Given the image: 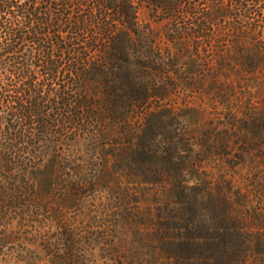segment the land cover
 Masks as SVG:
<instances>
[{
	"label": "trees",
	"instance_id": "1",
	"mask_svg": "<svg viewBox=\"0 0 264 264\" xmlns=\"http://www.w3.org/2000/svg\"><path fill=\"white\" fill-rule=\"evenodd\" d=\"M153 6L168 14L169 37L201 39L215 49L187 63L186 72L189 87L223 107L229 126L218 135V155L232 138L239 154L230 169L246 166L252 153L264 160V0ZM138 20L134 0H0V228L16 220L59 264L86 261L89 247L111 246L110 233L121 224L135 244H157L164 264H264V169L250 162L238 183L227 180L207 193L180 183L186 160L175 162L176 144L165 143L173 142L175 116L139 111L166 92L140 78L148 62H129L126 43L138 33ZM96 26L99 48L79 39ZM201 72L204 83L195 80ZM93 85L103 94L100 103ZM242 85L247 90L235 96ZM131 111L141 130L108 142L111 117L128 125ZM122 179L154 187L173 182L170 199L155 213H133ZM102 190L119 193V200L100 202L98 210L85 205V197Z\"/></svg>",
	"mask_w": 264,
	"mask_h": 264
},
{
	"label": "rangeland",
	"instance_id": "2",
	"mask_svg": "<svg viewBox=\"0 0 264 264\" xmlns=\"http://www.w3.org/2000/svg\"><path fill=\"white\" fill-rule=\"evenodd\" d=\"M153 1L134 0L139 19L138 33H132L128 36L126 49L131 64L139 65L146 61L151 65V69L140 73V78L148 81L151 85L159 86L166 92L165 98L147 102L139 111L144 113L146 110H158L175 116L176 120L173 126L169 127L173 142L166 137L165 143L176 144L175 162L181 164L183 160H186V168H183L184 171H180V183L183 182L185 187L189 188L201 185L207 193V188H212L218 184L224 185L227 180H231L234 184L238 183V174H245L248 170L247 164L250 162L256 164L255 166H258L259 170H263L264 160L258 158L259 153L246 156L247 164L246 166L244 164L242 169L238 166L234 170L228 167V161L236 160L235 157L239 154L238 145L234 144L235 140L232 138L228 142L226 153L223 156L218 155V135L226 130V126H229L226 119H223V107L220 105L212 106L211 97L203 95L202 90L197 87H189L188 82L191 75L186 72L187 63L193 60L200 63L206 59L205 57L213 55L215 49L201 39L175 40L173 37H169L167 34L169 23L166 20L168 14L153 6ZM169 1L173 3L175 0ZM179 18H181L179 21L183 23V16L179 15ZM99 33V26L91 27L88 34H81L79 39L80 41H94L93 44L99 48L103 42ZM173 58L178 59L177 63L170 67L164 65V63L171 62ZM205 74L206 72H201L200 75H196L195 80H203L201 83H204L203 75ZM93 87L97 93V102L99 99L100 103L103 94L96 85ZM246 90V87L242 85L236 89L237 94L235 96L240 97L239 93L242 94ZM191 110L194 112H190ZM128 116V125L115 124L113 118H109L106 128L111 130V135L108 142L116 141V136L121 135L123 131L136 135L141 130L140 116H136V111H131ZM208 133L209 135L206 136ZM164 147V144L157 145V152L160 153ZM210 147L211 151L208 153L207 150ZM262 154L264 155L263 152ZM110 165L111 160L108 166ZM188 167L191 168L190 171L194 172L193 175L196 178L190 179ZM163 177H167L166 173ZM121 182L120 189H123L122 191L127 195V207L133 213H155L156 209L163 207L169 201V190L173 187V182L170 183V181H165L157 187L127 184L126 179H122ZM119 198V193H108V191L103 192L102 190L88 195L83 199V202L85 205L94 204L93 209L98 210L96 207L98 203H106L109 200L116 202ZM16 224L15 220L11 227L0 228V264L61 263V261H52V257L43 253L37 242L30 240L31 231L29 233L28 230L21 229ZM142 228L141 225L140 229ZM112 230L113 234L110 233L111 236L108 239V244L111 246L99 244L89 247L87 251L91 255H85L86 261L75 262L77 264H143L149 261H157L158 264H164L165 261H168L164 258L161 250L155 249L157 244H145L149 248L135 244L128 226L121 224L117 229L113 228ZM10 234L13 239L9 238ZM114 234L115 236H112Z\"/></svg>",
	"mask_w": 264,
	"mask_h": 264
}]
</instances>
